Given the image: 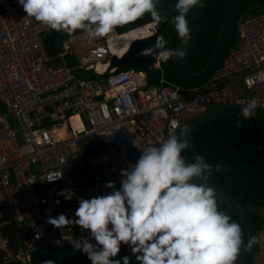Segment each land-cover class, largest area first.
Returning <instances> with one entry per match:
<instances>
[{"label":"built area","instance_id":"1","mask_svg":"<svg viewBox=\"0 0 264 264\" xmlns=\"http://www.w3.org/2000/svg\"><path fill=\"white\" fill-rule=\"evenodd\" d=\"M45 30L26 17L18 0H0V264L31 261L34 252L71 246L70 240L87 236L78 226L61 231L46 219L60 213L74 217L79 198L112 191L106 181L119 188L120 170L183 119L228 102L256 99L264 106V92L244 93L264 86V8L240 16L237 44L205 82L185 88L164 78L147 85L145 72L111 65L119 55L108 40L92 41L80 31L49 56L41 38ZM67 55L76 63L68 65ZM76 69L95 76H78ZM73 116L81 128L73 126ZM110 130L108 137L98 135ZM89 138L103 148L86 153ZM56 175L63 176L47 180Z\"/></svg>","mask_w":264,"mask_h":264},{"label":"clouds","instance_id":"2","mask_svg":"<svg viewBox=\"0 0 264 264\" xmlns=\"http://www.w3.org/2000/svg\"><path fill=\"white\" fill-rule=\"evenodd\" d=\"M158 4L159 0H18L26 17L49 31L69 35L80 31L92 41L126 36L123 45H114L125 50L131 43L153 35L157 28L145 37L117 29L136 24L145 15L154 20L145 24L158 26L167 19L158 11ZM205 7L204 0H177L174 8L178 14L172 17V23L185 45L191 39L187 13ZM167 44L166 39L157 36L155 47L142 49L140 56L157 55L149 66H159V58L167 62L173 56L183 59L187 54V47L172 49ZM241 106L245 120L254 118L258 107L264 108L256 99ZM176 127L179 134L173 132L158 145H146L134 164L120 170L119 188L114 181H106L104 187L111 192L81 197L74 217L60 213L48 216L46 223L61 231L78 226L82 233L87 232V236L80 235L70 244L86 254L91 264H130L128 255L117 258L122 246L131 250L138 264H237L242 248L250 249L258 239L253 236L244 244L240 224L220 210L219 193L208 184L214 172L227 173L230 169L223 164L213 166L200 154L187 162L182 153L191 147L190 127ZM236 127H242L241 121ZM111 133L98 135L108 137ZM62 176L47 180L54 182ZM197 179L201 182H195ZM59 195L71 199L64 191ZM34 235L35 239L42 238L39 233ZM42 264L56 261L46 259Z\"/></svg>","mask_w":264,"mask_h":264},{"label":"trees","instance_id":"3","mask_svg":"<svg viewBox=\"0 0 264 264\" xmlns=\"http://www.w3.org/2000/svg\"><path fill=\"white\" fill-rule=\"evenodd\" d=\"M227 0H204L206 7L193 8L196 12L200 27L201 35L199 42L192 56L190 57L187 67L191 71L199 70L207 61L212 50L222 15L224 5ZM261 4L264 8V0H248L245 8ZM158 11L166 17V20L158 22L155 37H163L168 41L167 48L177 49L181 40L172 23V17L178 13L171 9L158 7ZM154 21L148 15L136 24L128 25L125 28L117 29L120 33L126 32L137 26ZM78 32V31H77ZM69 34L64 32H56L45 30L42 33V42L45 52L49 56H55L60 50V43ZM236 32L234 34L233 45L237 44ZM156 41L152 42L155 47ZM157 55L154 54V59ZM67 64L76 63L74 57L66 56ZM121 69V66L118 67ZM147 75L148 84H159L163 77L165 81L171 85L180 87H192L179 81L175 74L172 59L162 62L159 58V66L153 65L144 68ZM74 73L83 77H94L95 74L90 71L76 69ZM241 121L242 127H236V122ZM191 147L184 151L182 155L189 161L193 162L194 156L203 155L206 161L215 166L216 164L226 165L230 171L225 173L214 172L210 179L218 186L233 196L248 211L256 229L264 230V116L257 114L251 120H245L240 113L230 114L219 117L190 129ZM85 152L93 153L103 148V145L97 139H88L84 143ZM220 210L225 211L231 216L232 220L239 223L243 230V240L246 245V232L242 222L227 206L220 203ZM11 241L14 237L9 230ZM71 246H60L59 248L48 247L44 250L34 252L32 260L43 261L46 259H56L61 254L68 252ZM245 248H242L240 255ZM259 247L257 248V251ZM121 251L131 253L127 246H122ZM239 255V256H240ZM7 264H19L18 262H10ZM62 264H91L86 254L82 252ZM130 264H138L137 261ZM251 264H259L257 261Z\"/></svg>","mask_w":264,"mask_h":264},{"label":"water","instance_id":"4","mask_svg":"<svg viewBox=\"0 0 264 264\" xmlns=\"http://www.w3.org/2000/svg\"><path fill=\"white\" fill-rule=\"evenodd\" d=\"M248 0H227L220 19L218 32L212 47V50L208 56L205 64L197 71H191L187 67V63L195 51L197 44L201 35V27L198 16L196 12L192 9L187 13V19L189 27L191 29V39L185 45L182 41L180 42L179 48L187 47V54L183 59L173 56L172 62L174 66V71L179 81L186 85H197L206 81L213 72L219 67L223 59L226 57L229 48L231 47L234 39L235 29L242 14L245 9ZM177 0H159L158 7L171 9L175 11V4ZM263 9L261 4H256L254 6L246 8V14L249 16L258 14ZM176 12V11H175ZM156 41L155 34L148 36L147 38L137 40L128 46L127 50L120 56H114L111 60L112 66H121L123 69L130 68H144L149 66L154 60V55L140 56L142 49L151 47L152 42ZM243 103L238 102H228L223 104H218L211 106L206 110L189 116L180 122V126L187 124L190 129L202 124L204 122L223 117L230 114L240 113L242 110ZM262 106V105H261ZM258 114L264 116V108H257ZM174 132L179 134V129L176 128ZM185 158V157H184ZM186 159V158H185ZM187 162H189L186 159ZM195 182L200 183L201 180L197 179ZM209 186L215 187L219 193L220 203L227 206L231 211H233L236 216L240 219L246 232V245L249 239L253 236L257 237L259 243L258 230L255 227L253 219L251 218L248 211L239 203L233 196H231L227 191L218 186L210 178L208 181ZM258 243H254L250 249L245 248L243 253L238 257L237 264H251L256 260L258 251ZM81 253L71 248L68 252L61 254L58 258L54 259L56 264H62L69 261L76 255ZM124 255L131 257V261H136L132 253H127L121 251L117 258H121ZM20 264H42V261L31 260Z\"/></svg>","mask_w":264,"mask_h":264},{"label":"bare ground","instance_id":"5","mask_svg":"<svg viewBox=\"0 0 264 264\" xmlns=\"http://www.w3.org/2000/svg\"><path fill=\"white\" fill-rule=\"evenodd\" d=\"M149 28H150L149 25L144 24V25L137 26L136 28H133V29H130V30L135 31V32L139 33L140 35H142L143 37H145V36H148L151 33ZM128 31H126V32H128ZM126 32H123V33H126ZM126 39H127L126 36H116V37H113V38H109L108 44H109L111 50H113V51L117 52V54L121 55L122 53H124L126 51L125 48L116 47L114 45H123L125 43ZM71 121H72V124H73V126L75 128H81L78 116H73L71 118ZM57 135L59 137H62L64 135V130L63 129L58 130V134Z\"/></svg>","mask_w":264,"mask_h":264},{"label":"rangeland","instance_id":"6","mask_svg":"<svg viewBox=\"0 0 264 264\" xmlns=\"http://www.w3.org/2000/svg\"><path fill=\"white\" fill-rule=\"evenodd\" d=\"M242 16H247L246 14V8L243 10ZM150 31L154 32L155 29L157 28V24L150 23ZM120 55V54H118ZM260 91L264 92V86L262 88H252V89H247L245 90V95L249 97H256L257 95L260 94ZM0 108L1 105H0ZM79 169V168H78ZM85 168L81 167V171H83ZM257 262L260 264H264V230L259 231V252L256 257Z\"/></svg>","mask_w":264,"mask_h":264},{"label":"crops","instance_id":"7","mask_svg":"<svg viewBox=\"0 0 264 264\" xmlns=\"http://www.w3.org/2000/svg\"><path fill=\"white\" fill-rule=\"evenodd\" d=\"M115 52V51H114ZM261 264V263H260Z\"/></svg>","mask_w":264,"mask_h":264},{"label":"flooded vegetation","instance_id":"8","mask_svg":"<svg viewBox=\"0 0 264 264\" xmlns=\"http://www.w3.org/2000/svg\"><path fill=\"white\" fill-rule=\"evenodd\" d=\"M152 47V46H151Z\"/></svg>","mask_w":264,"mask_h":264}]
</instances>
